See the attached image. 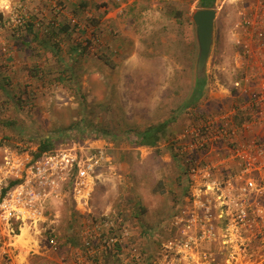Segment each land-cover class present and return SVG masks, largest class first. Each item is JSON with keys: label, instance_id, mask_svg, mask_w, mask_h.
I'll use <instances>...</instances> for the list:
<instances>
[{"label": "rangeland", "instance_id": "rangeland-1", "mask_svg": "<svg viewBox=\"0 0 264 264\" xmlns=\"http://www.w3.org/2000/svg\"><path fill=\"white\" fill-rule=\"evenodd\" d=\"M199 1L0 0V194L11 181L26 180L45 138L53 140L47 152L102 147L112 157L91 196L93 210L110 205V212L97 220L80 213L69 173L59 195L46 197L47 217L22 229L17 223L10 234L0 228V262L156 264L163 258L174 211L191 193L178 137L209 117L216 121L221 111L231 124L251 122L242 108L232 110L264 81L255 34L264 32V0H215L206 82L195 91L199 43L192 14L203 7ZM150 125L161 126L158 143L137 144V132ZM211 174L220 181L217 171Z\"/></svg>", "mask_w": 264, "mask_h": 264}, {"label": "built area", "instance_id": "built-area-1", "mask_svg": "<svg viewBox=\"0 0 264 264\" xmlns=\"http://www.w3.org/2000/svg\"><path fill=\"white\" fill-rule=\"evenodd\" d=\"M255 34L256 49L263 52L264 41L260 44L263 29ZM247 51L252 50L249 47ZM239 82H235L237 89ZM261 84L264 88V81ZM263 88L246 93L243 107L234 106L232 114L242 108L244 116L264 121ZM219 115V119L214 118L216 121L209 117L202 126L186 128L178 137L183 141L192 179L191 193L174 211L172 234L164 244L163 258L156 264H264V204L259 198L264 187L257 184L253 174L264 167V138L248 136L235 143L230 117L226 111ZM224 138L232 147V156L240 159L241 172L251 173L244 183L228 192L224 183L222 186V182L213 178V166L206 158L211 145ZM6 160L8 164L10 161ZM111 164L112 157L102 147L94 152L74 147L44 151L30 159L26 180L9 188L3 196L0 194V228L4 227L10 234L17 223L22 229L28 221L36 225L47 217L43 203L50 194H53L51 198L59 195L57 188L69 173L74 177L70 183L72 196L81 206L77 210L89 214L95 186ZM50 243L56 246L54 237Z\"/></svg>", "mask_w": 264, "mask_h": 264}, {"label": "crops", "instance_id": "crops-1", "mask_svg": "<svg viewBox=\"0 0 264 264\" xmlns=\"http://www.w3.org/2000/svg\"><path fill=\"white\" fill-rule=\"evenodd\" d=\"M22 64L23 63L17 60L18 66ZM241 121L242 119L240 118V120L235 121L234 124L232 123L230 125L231 127H234V129H232V133L235 143L243 141L248 136L264 138V121H257L252 119V121L249 122V118H245V124L244 121L242 122V124H239L241 123ZM211 149L212 150L210 151V153H208L209 156L207 155L206 158L213 166L212 170L217 171L220 182L225 184V192L233 190L235 188V185L238 186L244 183V178H249L251 173L244 174L241 172V161L240 159L232 156V147L229 145L227 139L224 138L218 144L215 143L211 145ZM0 165L2 166V164ZM253 174L256 175L257 184L264 187V167L258 172H253ZM102 194V192H96V196H94L96 198V201H98V199L102 197ZM259 198L260 202L264 204V194L259 195ZM110 208H112L110 205L105 209L101 207L99 208L97 205H95L94 210L92 207H90L89 215L94 214V218L95 220H97L100 215L110 212V210H112ZM79 212L84 213L82 209H80ZM53 221L54 223L56 222V220H52V222ZM95 227H97V225Z\"/></svg>", "mask_w": 264, "mask_h": 264}, {"label": "water", "instance_id": "water-1", "mask_svg": "<svg viewBox=\"0 0 264 264\" xmlns=\"http://www.w3.org/2000/svg\"><path fill=\"white\" fill-rule=\"evenodd\" d=\"M216 16L217 9L213 7H200L192 14V18L196 24V35L199 43V55L197 60L198 77H206V65L212 51L214 41Z\"/></svg>", "mask_w": 264, "mask_h": 264}, {"label": "trees", "instance_id": "trees-1", "mask_svg": "<svg viewBox=\"0 0 264 264\" xmlns=\"http://www.w3.org/2000/svg\"><path fill=\"white\" fill-rule=\"evenodd\" d=\"M215 3V0H200L199 4L200 6L203 7H212ZM74 50H78V47H75ZM82 52V51H81ZM206 82V77L205 76H200L197 78V83H196V92H202L203 87ZM160 125H150L146 128H144L141 131L137 132V144L139 145H147V146H154L158 143V141L161 138V132H160ZM53 144V140L50 138H45L43 141L40 142L39 145V154L43 153L44 151H47L48 149H51ZM18 183V180H13L10 182L9 186H14ZM8 187H5L2 190V193L4 194L8 189Z\"/></svg>", "mask_w": 264, "mask_h": 264}]
</instances>
